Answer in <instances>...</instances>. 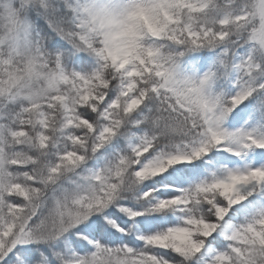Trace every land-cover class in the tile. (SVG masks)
<instances>
[{
	"label": "snow or ice",
	"instance_id": "obj_1",
	"mask_svg": "<svg viewBox=\"0 0 264 264\" xmlns=\"http://www.w3.org/2000/svg\"><path fill=\"white\" fill-rule=\"evenodd\" d=\"M20 15L0 50V264H264V0ZM82 16L131 29L134 52L97 48Z\"/></svg>",
	"mask_w": 264,
	"mask_h": 264
},
{
	"label": "rangeland",
	"instance_id": "obj_2",
	"mask_svg": "<svg viewBox=\"0 0 264 264\" xmlns=\"http://www.w3.org/2000/svg\"><path fill=\"white\" fill-rule=\"evenodd\" d=\"M215 5H213L214 7ZM212 10V8H210ZM180 13V10H178ZM213 11V10H212ZM182 13V12H181ZM209 14L206 18L207 22H212L213 19L217 20L221 17L222 13L218 11H213V13ZM190 16L182 13L183 21H190ZM22 17L16 14V11L11 7V4L8 0H0V45H2V49L5 52L8 51L7 38L10 34H14L15 28L17 26V21ZM149 17H145L144 19H148ZM209 18V19H208ZM97 23V22H96ZM191 23V22H190ZM97 28L102 39L106 42V40L111 41L116 47L126 53L130 54L134 51V33L129 28H118V27H108L103 26L97 23Z\"/></svg>",
	"mask_w": 264,
	"mask_h": 264
},
{
	"label": "trees",
	"instance_id": "obj_3",
	"mask_svg": "<svg viewBox=\"0 0 264 264\" xmlns=\"http://www.w3.org/2000/svg\"><path fill=\"white\" fill-rule=\"evenodd\" d=\"M8 1L10 2L11 7L16 11V14L21 16L20 12H21L23 0H8ZM79 3L81 5V9H83V6L88 3V0H79ZM204 7H205V5L201 4V9H203ZM178 10H180V13ZM174 11L176 13L177 20L182 19V13H185V14H187V16H190L189 17L190 21H186V22L184 21L185 25L189 24L190 22L194 25L199 23L200 26H202L205 23L211 24L210 21L209 22L204 21V20H206V18L203 19V17H208L209 14H207V13H213V11L210 8L207 11L194 10L193 8H190V9L184 10L183 12L181 11L180 8H175ZM80 19H81V23L84 25V28H85L84 35H86L91 42L95 43L97 48H100L102 45H105L106 42L102 39V37L99 33V30L97 28V23L95 21H93V19L91 17H88V16H82ZM219 19H217L216 21L218 22ZM160 22L166 23V20L161 19ZM143 26L147 29V31H151V32L157 31L156 21L153 18L149 17L148 19H143ZM169 27H170V29L174 30L175 28L179 27V25H170ZM148 43H149V46H152V42H148ZM166 43H168V41H161L159 43V46L163 47L164 44H166ZM115 47H116V45H115ZM120 52L122 54V57L126 59L134 51L131 52L130 54H126L122 51H120Z\"/></svg>",
	"mask_w": 264,
	"mask_h": 264
}]
</instances>
